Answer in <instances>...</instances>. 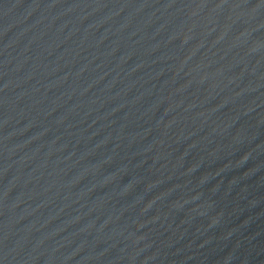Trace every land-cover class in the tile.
Masks as SVG:
<instances>
[{
	"label": "water",
	"instance_id": "1",
	"mask_svg": "<svg viewBox=\"0 0 264 264\" xmlns=\"http://www.w3.org/2000/svg\"><path fill=\"white\" fill-rule=\"evenodd\" d=\"M0 264H264V0H0Z\"/></svg>",
	"mask_w": 264,
	"mask_h": 264
}]
</instances>
